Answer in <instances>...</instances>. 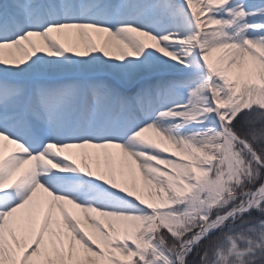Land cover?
I'll use <instances>...</instances> for the list:
<instances>
[{
	"label": "snow or ice",
	"instance_id": "snow-or-ice-1",
	"mask_svg": "<svg viewBox=\"0 0 264 264\" xmlns=\"http://www.w3.org/2000/svg\"><path fill=\"white\" fill-rule=\"evenodd\" d=\"M0 264H264V0H0Z\"/></svg>",
	"mask_w": 264,
	"mask_h": 264
}]
</instances>
